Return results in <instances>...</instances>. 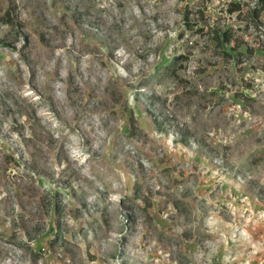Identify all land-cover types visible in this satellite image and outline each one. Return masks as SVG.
I'll return each mask as SVG.
<instances>
[{
    "label": "rangeland",
    "instance_id": "1",
    "mask_svg": "<svg viewBox=\"0 0 264 264\" xmlns=\"http://www.w3.org/2000/svg\"><path fill=\"white\" fill-rule=\"evenodd\" d=\"M0 264H264V0H0Z\"/></svg>",
    "mask_w": 264,
    "mask_h": 264
},
{
    "label": "trees",
    "instance_id": "2",
    "mask_svg": "<svg viewBox=\"0 0 264 264\" xmlns=\"http://www.w3.org/2000/svg\"><path fill=\"white\" fill-rule=\"evenodd\" d=\"M169 68V66H168ZM258 158V159H257ZM262 159V154H258L257 156H255L252 160L251 163L256 164L258 161H260Z\"/></svg>",
    "mask_w": 264,
    "mask_h": 264
}]
</instances>
